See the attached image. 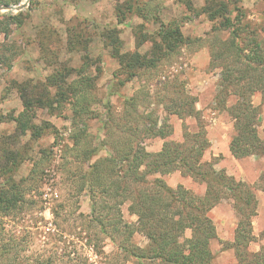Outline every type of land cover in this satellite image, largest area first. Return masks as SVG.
Wrapping results in <instances>:
<instances>
[{
  "label": "rangeland",
  "instance_id": "374dc122",
  "mask_svg": "<svg viewBox=\"0 0 264 264\" xmlns=\"http://www.w3.org/2000/svg\"><path fill=\"white\" fill-rule=\"evenodd\" d=\"M126 1L33 0L30 4L28 0L21 9L0 10V17L25 13L22 25L10 26L7 40L0 34V189L12 177L19 183V190H24L15 209L6 215L0 213V244L12 248L11 259L18 256V261L23 262L71 252V255L82 254L91 264H139L133 258L121 262L117 249L97 230L82 231L77 214H89L90 204L85 192L74 197L76 180L97 159L107 157L114 146H122L123 138L132 134L133 129L139 130L136 136L142 138L144 123H157L154 130L163 122L167 124L166 138L153 133L143 135L140 144L148 153L160 151L165 141H182L184 125L189 132H196L197 121L193 117L180 119L164 109L170 98H176V91L185 92L195 100L198 122L210 142L202 159L214 163L217 170L230 166L222 154L233 134V120L213 99L220 71L228 67L230 60L227 46L223 45L229 42L228 30H212L219 21H211L201 11L205 0H189L193 12L188 11L185 0H154L155 5L159 4L150 12L155 15L149 20L123 9L120 21L116 7ZM129 1L137 5L145 0ZM222 1L227 2L229 14L235 16L232 2ZM236 1L242 14L240 30L254 29L264 45V0ZM171 20L178 22L183 41L175 50L167 51L162 48L157 31L160 22ZM155 46H161L159 52L154 50ZM117 49L121 55L138 52L147 60L133 63L130 74L120 65ZM151 60L154 65L148 67ZM86 77L92 83L88 102L91 114L88 118L82 115L74 122V107L61 100L70 99L71 86L78 88ZM23 82H29L30 88L37 86L28 95L26 91L29 98L43 94L46 98L42 103L53 101L52 107L38 104L35 108L34 122L41 128L37 137L29 131L19 134L12 119L23 109L17 84ZM57 86L65 91L63 99L56 95ZM131 97L135 101L126 104V99ZM251 100L257 106L262 96L256 92ZM233 101L230 97L227 104ZM135 111L143 116L149 114V119L145 117L149 121L135 120ZM257 131L264 139V100ZM95 148L98 151L89 156L87 152ZM258 164L264 166V157ZM263 174L264 171L260 172L252 184L264 191ZM160 177L173 188L181 184L197 195L205 191L204 184L181 175L179 170ZM128 205V201L124 202L120 210L123 225L132 228L136 216L129 213ZM52 211H58L59 217L54 218ZM220 215L223 216L221 211L210 213L213 218ZM189 234L186 231L184 236ZM133 242L144 247L147 239L134 233ZM251 243L249 251L253 248ZM212 244L216 245V240ZM221 244L223 247L226 243ZM8 258L3 256L1 261ZM141 264L156 263L144 260ZM212 264H216L215 259Z\"/></svg>",
  "mask_w": 264,
  "mask_h": 264
},
{
  "label": "trees",
  "instance_id": "16d2710c",
  "mask_svg": "<svg viewBox=\"0 0 264 264\" xmlns=\"http://www.w3.org/2000/svg\"><path fill=\"white\" fill-rule=\"evenodd\" d=\"M21 1L0 0V5H16ZM32 2L33 0H30V4ZM231 2L233 11H236L235 16L229 14L227 2L222 0H205L201 11L208 15L211 21H219L213 31L223 28L229 33V42L223 45L227 46L226 55L230 60L228 67L224 66L220 71L218 90L213 99L233 120V134L228 148L234 158L241 159L264 154V139L259 137L257 131L264 100V45L254 29L246 32L240 30L242 14L236 5L237 1L230 0L228 3ZM154 3V0H145L134 5L127 0L117 4L116 15L118 20L120 18L122 21L124 9L144 20H149L150 16L155 15L150 12L158 8L159 3L157 5ZM184 3L188 11H194L189 0H185ZM24 15L25 13L19 12L0 17V34L4 39L7 40L12 24L15 23L16 27L23 24ZM113 32L115 33L116 30ZM157 34L162 48H167V51L175 50L183 41L176 20L160 22ZM161 46H155L154 50L159 52ZM116 57L120 65L130 74L133 63L147 60L138 52L121 55L118 49ZM126 57L129 58L125 63ZM211 59L214 61L213 54ZM153 65L152 60L147 64L148 67ZM84 79L78 88L71 86L70 99L61 100L67 101L74 107L72 108L74 122L82 115L88 118L91 114L88 102L91 99L89 88L92 83L90 78ZM17 84L23 109L16 117H12L16 123V131L19 134L29 131L31 135L37 137L41 128L34 122L35 108L38 104L52 107L53 101L46 100L42 103L46 98L43 94L38 98H29L26 96V91L28 95L32 90H37V86L30 88L29 82ZM57 88L56 95L63 99L65 91L58 86ZM256 92L262 96V102L257 106L251 100ZM175 93L176 98H170L164 109L180 119L193 117L197 121V131L191 133L184 125L182 141H165L160 151L148 153L140 144L145 137L143 135L153 133L154 136L166 138L167 124L163 122L158 130H154L157 123L152 122L149 125L144 123L142 138L137 137L139 130L133 129L132 134H126L127 136L123 138L122 146H114L107 157L93 162L89 166V171L77 178V190L74 192V197L85 192L90 204L89 214H77L82 231L97 230L99 235L108 239L117 249L116 255L120 257L121 262L133 258L139 264L144 260L156 264H212L214 255L210 249V241L216 239L217 234L210 211L226 200L230 201L237 222L233 241L221 242L226 243L223 247L234 250L236 264H264V247L256 252L248 249L249 244L256 239L252 234V219L256 215L255 192L258 188L254 184L227 174L224 169L217 170L214 163L202 159L210 142L204 127L198 122L199 113L194 107L195 100L185 92ZM230 97H233L234 101L228 105L227 100ZM134 101L132 97L127 98L126 104ZM135 114V120L149 121L147 117L150 116L149 114L143 116L137 111ZM103 125L106 126L105 123ZM96 151L98 150L95 148L87 154L90 156L91 152ZM141 167L143 170H140ZM173 170H179L181 175L191 178L196 183L204 184L203 195H197L181 184L174 188L168 186L160 176ZM153 175L155 176L153 179L148 178ZM114 177L116 180L112 179ZM261 177L264 178V174ZM19 187V183L12 177L6 180L5 186L0 189V213L6 215L16 208L24 194V190H19ZM126 201L129 202V213L136 216V224L132 228L124 226L122 221L120 205ZM52 213L54 218L59 217L58 211ZM186 231L190 233L188 237L184 236ZM134 233L142 234L147 239L144 247L133 242ZM88 241L91 240L88 238ZM10 252L12 248L8 244H0V264H91L82 254L71 255V252L39 256L35 259H25L23 262L18 261V256H13L11 259ZM6 255L9 258L2 262V257Z\"/></svg>",
  "mask_w": 264,
  "mask_h": 264
},
{
  "label": "crops",
  "instance_id": "0c3cea01",
  "mask_svg": "<svg viewBox=\"0 0 264 264\" xmlns=\"http://www.w3.org/2000/svg\"><path fill=\"white\" fill-rule=\"evenodd\" d=\"M224 160L227 159L230 166H221L227 174L234 176L246 183L252 184L260 175V172L264 171V166L259 165V159L264 157L260 155L259 158L254 156H247L241 159L234 158L229 151L227 146L226 152L222 154ZM230 167V169L228 168ZM257 209L256 215L252 219V234L256 238L251 244H253L252 251L256 252L261 247H264V191L261 188L256 189ZM222 212L223 216L220 215L217 218H212L215 225L217 238L216 245H213V240L210 241V249L214 255L216 264H236V258L234 250L232 248L222 247L221 242H232L234 239V229L236 227V217L234 216L231 204L223 200L210 211L211 214L214 212ZM230 214V216H229ZM214 247H216L214 249Z\"/></svg>",
  "mask_w": 264,
  "mask_h": 264
},
{
  "label": "water",
  "instance_id": "95a60500",
  "mask_svg": "<svg viewBox=\"0 0 264 264\" xmlns=\"http://www.w3.org/2000/svg\"><path fill=\"white\" fill-rule=\"evenodd\" d=\"M28 0H25L24 4L13 6V5H0V10L2 9H21L27 4Z\"/></svg>",
  "mask_w": 264,
  "mask_h": 264
}]
</instances>
